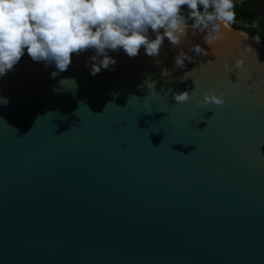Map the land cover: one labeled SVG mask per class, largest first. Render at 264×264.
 Segmentation results:
<instances>
[{
  "label": "water",
  "instance_id": "water-1",
  "mask_svg": "<svg viewBox=\"0 0 264 264\" xmlns=\"http://www.w3.org/2000/svg\"><path fill=\"white\" fill-rule=\"evenodd\" d=\"M93 55L0 77V264H264V40L188 25L95 76Z\"/></svg>",
  "mask_w": 264,
  "mask_h": 264
},
{
  "label": "clouds",
  "instance_id": "clouds-1",
  "mask_svg": "<svg viewBox=\"0 0 264 264\" xmlns=\"http://www.w3.org/2000/svg\"><path fill=\"white\" fill-rule=\"evenodd\" d=\"M235 7L236 0H0V77L25 53L33 62L54 66V77L69 68L73 55L88 50L94 55L86 67L95 76L102 69L115 70L109 52L123 50L132 59L143 47L145 55L156 57L165 39L178 47L188 34L189 20L193 30L215 38L221 26L235 21ZM190 50L204 54L199 45ZM192 59L180 51L175 66L183 68ZM163 74L170 75L167 70ZM189 98L188 91L173 93L176 103ZM8 103L0 95V105ZM197 103L220 106L224 94L206 92Z\"/></svg>",
  "mask_w": 264,
  "mask_h": 264
},
{
  "label": "trees",
  "instance_id": "trees-1",
  "mask_svg": "<svg viewBox=\"0 0 264 264\" xmlns=\"http://www.w3.org/2000/svg\"><path fill=\"white\" fill-rule=\"evenodd\" d=\"M256 5L254 0H236V19L235 21L230 25L232 28L237 30H243L238 26V22H243L248 24V28H246V32H249V34H254L252 36L259 37L263 36L264 32L261 28L262 22L254 20L255 14L254 11L256 10ZM184 11H188L186 6L184 8ZM187 15V14H185ZM192 24V23H191ZM259 29V30H257Z\"/></svg>",
  "mask_w": 264,
  "mask_h": 264
},
{
  "label": "rangeland",
  "instance_id": "rangeland-1",
  "mask_svg": "<svg viewBox=\"0 0 264 264\" xmlns=\"http://www.w3.org/2000/svg\"><path fill=\"white\" fill-rule=\"evenodd\" d=\"M255 1V5H256V10L254 11V14H255V17H254V20H256V21H261L262 22V26H261V28H262V30H263V32H264V0H254ZM191 23H192V21L191 20H189L188 21V25H191ZM238 24V26L241 28V29H243V30H241L242 32H244V33H246L247 35H254V34H249V32H246L245 30H246V28H248V24H246V23H243V22H238L237 23ZM257 30H259V29H257ZM259 38H261L262 40H264V35L263 36H259Z\"/></svg>",
  "mask_w": 264,
  "mask_h": 264
}]
</instances>
